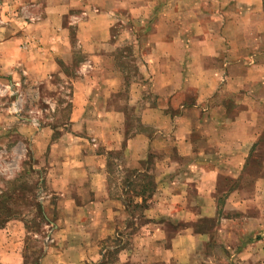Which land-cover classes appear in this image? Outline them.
I'll use <instances>...</instances> for the list:
<instances>
[{
  "label": "crops",
  "instance_id": "1",
  "mask_svg": "<svg viewBox=\"0 0 264 264\" xmlns=\"http://www.w3.org/2000/svg\"><path fill=\"white\" fill-rule=\"evenodd\" d=\"M0 2L5 4L0 14L1 96L8 87L11 94L18 93L27 76L59 71V58L66 61L72 49L63 18L68 16L71 24V10L81 9L85 0H47L45 11L53 14L52 22L40 15L27 22L25 31L20 0ZM218 2L219 13L208 22V29L217 32L156 43L158 54L150 62L161 64L159 75L170 79L163 82V92H171V79H181L182 85L190 77L198 80L195 102H181L178 89L176 112L168 114L173 116L166 114L169 105L161 106L159 127L170 124L176 132L172 136L158 129L151 140V152L160 157L152 195L144 194L143 186L128 197L147 170L134 169L130 175L121 164L111 169L104 155L98 166L86 160V165L65 166L55 174L57 229H63L65 239L55 256L61 262L89 260L91 238L126 235L133 239L131 247H115L122 264H264V0ZM9 4L14 7L7 12ZM86 15L81 10L73 18L80 22ZM86 93L81 83L75 87L74 114L86 110ZM7 110L0 97V111ZM137 138L147 141L145 135L130 141ZM136 207H143L142 214L134 213ZM139 216L147 220L134 231L128 223ZM205 220H214L215 227L202 229L198 223ZM169 222L179 225L170 229ZM4 237L0 229V262L20 264L17 245ZM105 251L97 252V264ZM50 253L45 262L56 264Z\"/></svg>",
  "mask_w": 264,
  "mask_h": 264
},
{
  "label": "rangeland",
  "instance_id": "2",
  "mask_svg": "<svg viewBox=\"0 0 264 264\" xmlns=\"http://www.w3.org/2000/svg\"><path fill=\"white\" fill-rule=\"evenodd\" d=\"M46 1L20 0L17 7L24 17L23 31L27 22L34 18L38 21L40 15L46 22L50 17L52 22L53 14L45 11ZM218 1L85 0L81 9L71 10V24L68 16L63 18L72 49L65 55L66 61L59 58V71L38 78L27 76L22 87L18 86V93L11 94L8 87L0 96L8 106L7 111H0V229L17 245L16 251L22 256L20 264H48L45 257L49 251L56 258H49L53 263H69L55 256L65 245L63 229H57L61 224L59 196L53 188L55 174L62 173L63 167L86 165V160L90 166H98L100 155H104L111 169L121 164L130 175L134 169L147 170L138 176L128 197L143 191V186L144 194L152 195L160 157L149 147L161 129V106L169 105L166 114L172 117L168 114L170 109L176 112L174 96L178 89L181 102H195L194 83L198 80L190 77L182 85L181 79H171L169 88L174 92H163V82L167 84L170 79L159 75L161 64L150 62L158 54L156 43L202 38L217 32L208 29V22L219 13ZM4 5L0 2V14ZM11 7L9 4L6 11L10 12ZM81 10L87 15L77 22L73 16ZM38 47L41 52L45 49L43 44ZM10 81L6 79L7 84ZM79 83L88 88L87 105L84 112L74 114L73 98ZM229 102L233 104L234 100ZM174 128L168 124L163 129L173 136ZM76 134L84 137L76 138ZM63 135L71 137L61 139ZM143 135L147 141H130ZM253 176L247 175L248 181ZM218 194L223 197L224 191ZM142 208H133L134 213L142 214ZM146 220L139 216L128 225L136 231ZM168 224L170 229L179 225ZM198 224L202 229L216 225L214 220ZM131 238L89 239V260L80 264H97L101 248L106 251L99 264H122L115 247H131Z\"/></svg>",
  "mask_w": 264,
  "mask_h": 264
}]
</instances>
